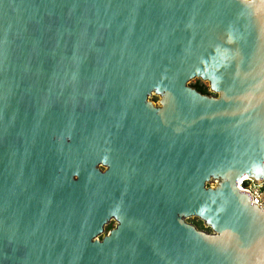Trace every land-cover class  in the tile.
<instances>
[{"label":"water","instance_id":"obj_1","mask_svg":"<svg viewBox=\"0 0 264 264\" xmlns=\"http://www.w3.org/2000/svg\"><path fill=\"white\" fill-rule=\"evenodd\" d=\"M246 178L264 0H0V264H264Z\"/></svg>","mask_w":264,"mask_h":264},{"label":"built area","instance_id":"obj_2","mask_svg":"<svg viewBox=\"0 0 264 264\" xmlns=\"http://www.w3.org/2000/svg\"><path fill=\"white\" fill-rule=\"evenodd\" d=\"M241 189L249 192L253 197V204L264 207V183H256L253 180H242L240 184Z\"/></svg>","mask_w":264,"mask_h":264},{"label":"rangeland","instance_id":"obj_3","mask_svg":"<svg viewBox=\"0 0 264 264\" xmlns=\"http://www.w3.org/2000/svg\"><path fill=\"white\" fill-rule=\"evenodd\" d=\"M196 85L203 86V87L207 88L209 94L212 95L211 92H210V90H209V88H208L209 87L208 83L202 82V81H199V80H196V79H194V80H192V81L189 82V86L191 88L194 87V86H196ZM213 96H215V95H213ZM149 100L152 101L154 104H157L158 103V97H156L154 95L151 96ZM214 185H215L214 182L213 183L211 182L207 186L208 187H211V186H214ZM187 222L190 223V224H192V225H194L199 230H204V231L210 232V230L208 228H205L204 225H203V223L201 221H199L198 219H196V218H190V219L187 220ZM114 225H115L114 222L109 223L106 226V228H105V234L110 229H112L114 227Z\"/></svg>","mask_w":264,"mask_h":264},{"label":"trees","instance_id":"obj_4","mask_svg":"<svg viewBox=\"0 0 264 264\" xmlns=\"http://www.w3.org/2000/svg\"><path fill=\"white\" fill-rule=\"evenodd\" d=\"M196 91H198L199 93L203 94V95H208L209 92H208V89L203 87V86H199V85H196L193 87Z\"/></svg>","mask_w":264,"mask_h":264},{"label":"bare ground","instance_id":"obj_5","mask_svg":"<svg viewBox=\"0 0 264 264\" xmlns=\"http://www.w3.org/2000/svg\"><path fill=\"white\" fill-rule=\"evenodd\" d=\"M243 180H248V178H246V179H243Z\"/></svg>","mask_w":264,"mask_h":264}]
</instances>
